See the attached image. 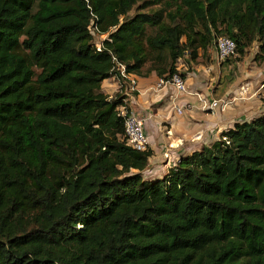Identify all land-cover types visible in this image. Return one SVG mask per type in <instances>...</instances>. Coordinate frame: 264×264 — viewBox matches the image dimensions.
Segmentation results:
<instances>
[{"label":"trees","instance_id":"16d2710c","mask_svg":"<svg viewBox=\"0 0 264 264\" xmlns=\"http://www.w3.org/2000/svg\"><path fill=\"white\" fill-rule=\"evenodd\" d=\"M219 35L263 61L264 0H0V264H264V114L146 179L102 90Z\"/></svg>","mask_w":264,"mask_h":264},{"label":"crops","instance_id":"0c3cea01","mask_svg":"<svg viewBox=\"0 0 264 264\" xmlns=\"http://www.w3.org/2000/svg\"><path fill=\"white\" fill-rule=\"evenodd\" d=\"M154 31L153 26H147V34ZM157 56L151 52L140 73H131L129 79L114 75L102 84L105 94L111 98L125 95L129 107L146 118L152 150L148 168L142 172L146 179L162 178L182 156L212 145L237 122L264 114V100L256 93L264 82V60H254L246 69L247 54L242 61L230 62L218 57L215 44L199 49L195 61L186 55L179 63L189 89L179 93L169 83L160 84ZM215 99L229 100L230 104L225 109L210 108Z\"/></svg>","mask_w":264,"mask_h":264},{"label":"built area","instance_id":"2783aa9c","mask_svg":"<svg viewBox=\"0 0 264 264\" xmlns=\"http://www.w3.org/2000/svg\"><path fill=\"white\" fill-rule=\"evenodd\" d=\"M92 33L96 37H100L102 40L106 38L107 35L102 34L101 36L97 35V28L92 27ZM103 41L96 42V46L99 50H101L103 46ZM216 51L218 57L222 60H226L230 57L237 55V44L234 39L227 35H219L215 41ZM177 71L170 76L168 79L162 78L160 79V84H171L175 87V89L179 93H187L189 92L188 84L185 77L182 75V71L179 67ZM118 74H116L120 79H129L131 77V73L127 72L125 65L119 64L117 67ZM132 82V81H131ZM259 97L264 100V82L260 84L256 92ZM230 104L229 100L215 99L210 103V108L220 107L221 109H225L227 105ZM127 97L124 98V104L119 107L120 115L125 118V127H126V138L128 144L136 150L145 151L148 150L149 146V138L145 131L146 126V118L137 115L134 110L128 107ZM181 112V109H178Z\"/></svg>","mask_w":264,"mask_h":264},{"label":"rangeland","instance_id":"374dc122","mask_svg":"<svg viewBox=\"0 0 264 264\" xmlns=\"http://www.w3.org/2000/svg\"><path fill=\"white\" fill-rule=\"evenodd\" d=\"M136 10H137V7L131 11L130 15L134 14ZM145 10H149V9H145ZM94 41H95V43H96L97 41H98V42L102 41V39H101L100 37H96V39H95ZM256 52H257V48H254V45H253L252 47L249 48V51H248V53H247V58H246V59H247L246 61H248V62H247V65H246V69L249 68V67H251L252 61L255 60ZM234 59H235V58H232L231 61H234ZM255 61H256V62H263V61H257V60H255ZM237 64H238V63H237ZM239 65H240V64H239ZM239 65H238V66H239ZM244 67H245V66H244ZM133 171H134V170H133ZM146 175H147V173H146ZM148 177H149V176H148Z\"/></svg>","mask_w":264,"mask_h":264}]
</instances>
